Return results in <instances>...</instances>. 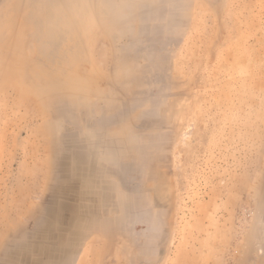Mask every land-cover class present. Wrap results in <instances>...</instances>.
Returning <instances> with one entry per match:
<instances>
[{
	"label": "rangeland",
	"instance_id": "1",
	"mask_svg": "<svg viewBox=\"0 0 264 264\" xmlns=\"http://www.w3.org/2000/svg\"><path fill=\"white\" fill-rule=\"evenodd\" d=\"M0 264H264V0H0Z\"/></svg>",
	"mask_w": 264,
	"mask_h": 264
}]
</instances>
